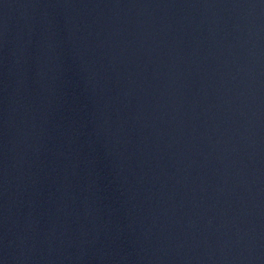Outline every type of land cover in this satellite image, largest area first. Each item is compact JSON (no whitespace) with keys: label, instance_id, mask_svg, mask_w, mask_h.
Returning a JSON list of instances; mask_svg holds the SVG:
<instances>
[{"label":"water","instance_id":"95a60500","mask_svg":"<svg viewBox=\"0 0 264 264\" xmlns=\"http://www.w3.org/2000/svg\"><path fill=\"white\" fill-rule=\"evenodd\" d=\"M0 264H264V0H0Z\"/></svg>","mask_w":264,"mask_h":264}]
</instances>
